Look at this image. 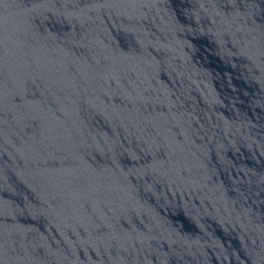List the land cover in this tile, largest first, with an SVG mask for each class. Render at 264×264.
I'll list each match as a JSON object with an SVG mask.
<instances>
[{
  "label": "water",
  "instance_id": "1",
  "mask_svg": "<svg viewBox=\"0 0 264 264\" xmlns=\"http://www.w3.org/2000/svg\"><path fill=\"white\" fill-rule=\"evenodd\" d=\"M0 264H264V0H0Z\"/></svg>",
  "mask_w": 264,
  "mask_h": 264
}]
</instances>
